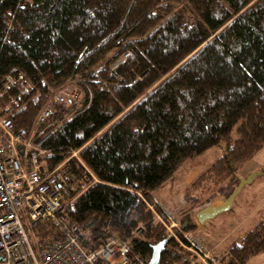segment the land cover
Wrapping results in <instances>:
<instances>
[{
  "label": "trees",
  "instance_id": "trees-1",
  "mask_svg": "<svg viewBox=\"0 0 264 264\" xmlns=\"http://www.w3.org/2000/svg\"><path fill=\"white\" fill-rule=\"evenodd\" d=\"M17 74L29 89L6 83ZM66 82L79 99L53 103L39 160L49 170L78 150L97 177L70 204L86 248L117 237L146 263L170 236L159 264H205L180 233L196 227L190 213L171 234L151 193L218 146L185 195L214 189L264 146V0H0V116L30 127ZM263 251L264 218L211 256L245 264Z\"/></svg>",
  "mask_w": 264,
  "mask_h": 264
},
{
  "label": "built area",
  "instance_id": "built-area-1",
  "mask_svg": "<svg viewBox=\"0 0 264 264\" xmlns=\"http://www.w3.org/2000/svg\"><path fill=\"white\" fill-rule=\"evenodd\" d=\"M21 78V74L7 76L6 83L29 89V83H18ZM78 99L76 88L66 82L43 103L30 127L15 128L9 118L0 116V264H95L97 259L104 264H145L117 237H108L99 248L88 250L85 235L70 221L71 202L98 182L78 157V150H71L49 170L39 160L44 153L42 144L53 131V124L47 122L53 103L74 104ZM163 212L166 228L173 234L179 230V219ZM44 222L59 227L61 236L39 238L33 234ZM181 234L203 263L226 264L215 260L191 233Z\"/></svg>",
  "mask_w": 264,
  "mask_h": 264
},
{
  "label": "rangeland",
  "instance_id": "rangeland-1",
  "mask_svg": "<svg viewBox=\"0 0 264 264\" xmlns=\"http://www.w3.org/2000/svg\"><path fill=\"white\" fill-rule=\"evenodd\" d=\"M220 155L221 149L218 146H212L187 160L167 181L169 185V182L173 180L174 187L169 186V188L176 189V193L171 194V190L165 186L158 189L159 192L155 195L157 199L152 197V200L157 201V206L165 209V212L179 221L181 215L190 213L196 227L192 231L183 232L191 233L204 244L207 241H219L220 238L225 239L227 243L244 234L253 224L264 218V146L214 189L206 192L189 191V194L185 195V190L191 180ZM231 195V209L215 214L214 218L207 220L210 224L203 225L201 229L203 222L196 220V211L213 201H223L226 196L228 198ZM193 205L196 209L189 212L194 207ZM247 214L249 217L246 216ZM231 229L237 231L233 239H227L232 234ZM245 264H264V251L250 257Z\"/></svg>",
  "mask_w": 264,
  "mask_h": 264
},
{
  "label": "water",
  "instance_id": "water-1",
  "mask_svg": "<svg viewBox=\"0 0 264 264\" xmlns=\"http://www.w3.org/2000/svg\"><path fill=\"white\" fill-rule=\"evenodd\" d=\"M231 199L232 195L229 196L226 201L220 206L212 207L210 205H207L205 207L200 208L198 211H196V220L202 223L212 218L215 214L227 210L231 205ZM169 238L170 236H167L166 238L151 245L150 257L145 264H159L161 250L163 249L165 242Z\"/></svg>",
  "mask_w": 264,
  "mask_h": 264
},
{
  "label": "crops",
  "instance_id": "crops-1",
  "mask_svg": "<svg viewBox=\"0 0 264 264\" xmlns=\"http://www.w3.org/2000/svg\"><path fill=\"white\" fill-rule=\"evenodd\" d=\"M173 182V180L172 181H170L169 182V185H167L168 184V182L167 183H165L162 187H160V188H158L159 190L161 189V188H163V187H165V186H168V189L169 190H171V194H175L176 192V189L175 190H173V189H171V188H169V186H171L172 188L174 187V183H172ZM243 183V182H242ZM250 184V183H249ZM158 189H155L152 193H151V196L153 197V198H155V199H157V197L155 196L156 194H158V192H159V190ZM175 192V193H174ZM228 196V195H227ZM227 196L225 197V199L222 201V200H216L215 202L213 201L212 203H210V204H207V205H210V206H212V207H217V206H220V205H222L225 201H226V199H227ZM155 199H153V200H155ZM156 201V200H155ZM165 201V200H164ZM207 205H205V206H207ZM231 205H232V203H231ZM231 205H230V207H231ZM204 206V207H205ZM228 208L227 209V211H229L231 208ZM202 208V207H201ZM193 209H196V207L194 206V207H192L191 208V210H189V212H191ZM163 210H165V209H163ZM199 210V209H198ZM197 210V211H198ZM196 214V213H195ZM249 214H250V212H249ZM249 214H247L246 216L247 217H249ZM196 217V216H195ZM214 218V217H213ZM208 224H210V222L209 221H205V222H203V224H202V226H201V229H202V227H203V225H208ZM200 229V230H201ZM237 230H234V229H231V232H232V234L230 235V236H228L227 237V239H233V235H234V233L236 232ZM240 237V236H239ZM234 240V239H233ZM232 240H230L229 242H227V243H225V239H223V238H220L219 239V241H211V242H208L207 241V243H203L204 244V246H205V248L206 249H208L209 251H210V254L211 255H214V254H218V253H220V252H222V251H224L225 249H226V247H227V245L231 242Z\"/></svg>",
  "mask_w": 264,
  "mask_h": 264
},
{
  "label": "bare ground",
  "instance_id": "bare-ground-1",
  "mask_svg": "<svg viewBox=\"0 0 264 264\" xmlns=\"http://www.w3.org/2000/svg\"><path fill=\"white\" fill-rule=\"evenodd\" d=\"M20 82H25V81L23 80V78H21L20 80H18V83Z\"/></svg>",
  "mask_w": 264,
  "mask_h": 264
}]
</instances>
